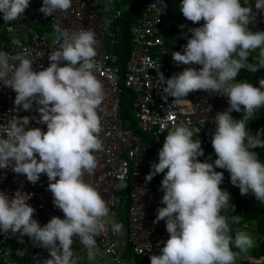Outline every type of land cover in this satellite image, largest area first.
I'll return each instance as SVG.
<instances>
[{
    "label": "clouds",
    "instance_id": "clouds-1",
    "mask_svg": "<svg viewBox=\"0 0 264 264\" xmlns=\"http://www.w3.org/2000/svg\"><path fill=\"white\" fill-rule=\"evenodd\" d=\"M29 4L30 0H0L4 22L23 16ZM71 5L72 0H43L39 11L52 16ZM180 11L187 21L204 23L189 27L190 35L182 32L187 43L182 51L172 53L174 62L188 67L166 79L156 65L163 99L171 96L180 103L190 93L203 90L226 96L229 106L212 118L214 161L210 156L198 159L204 149L200 139H193L205 122L199 128L181 123L167 132L158 162L150 166L146 182L164 174L163 206L157 208L153 223L164 220L169 233L163 247L158 242L159 254L150 256V264H236L240 254L254 246V239L246 231H236L233 237L230 223H239L240 216L222 214L234 205L231 194L220 187L224 173L216 169L229 172L231 184L242 196L251 194L264 203V162L255 151L264 148V128L255 134L248 128L256 110L264 107V78L259 87L236 79L242 69L255 73L264 68V30L249 27L257 13L264 12V0H255L254 8L241 0H181ZM179 27L183 30L185 25ZM55 32L50 63L41 70L34 69L27 53L12 56L0 51V82L16 92L18 108H35L40 114L0 124V169L10 168L33 184L46 174L53 204L64 217L52 216L41 226L28 203L32 194L17 191L10 197L0 191V232L19 234L21 243L27 236L33 245L47 249L49 258L42 264H79L72 247L74 237L85 246L88 260L94 261L99 252L96 237L108 225L119 235L123 225L115 221L98 189L85 180V174L92 175L97 167L95 153L103 151L104 85L95 74L96 33L69 31L59 25ZM253 53L254 62H249ZM233 111L242 112V117L234 118ZM33 119L46 125V130L29 127ZM24 254L17 250V255Z\"/></svg>",
    "mask_w": 264,
    "mask_h": 264
},
{
    "label": "built area",
    "instance_id": "built-area-1",
    "mask_svg": "<svg viewBox=\"0 0 264 264\" xmlns=\"http://www.w3.org/2000/svg\"><path fill=\"white\" fill-rule=\"evenodd\" d=\"M163 2L164 0H147L142 13L131 24L132 47L122 68L118 64V56L108 46L119 31L115 24L121 16V0H72V5L67 11L58 10L52 16H45L39 11L43 0H30L23 16L6 24V40L3 41L0 37V41L6 44L2 49L4 52L12 56L17 53L29 54L35 62L34 69L38 71L50 63L48 55L55 48L56 25L69 31L92 29L96 33L98 45L95 74L104 85V100L100 112L103 151L95 153L97 167L92 175L85 174V180L102 194L115 221L123 225L124 241L130 246L132 253L142 257L146 264H150L152 254H159L158 242L160 245L169 237V233L166 231L164 220L153 223L157 208L163 206L160 203V186L153 180H145L144 169L150 171L151 164L158 162V158L153 154L151 146H148L135 130L150 134L153 142L159 145L167 132L175 126L184 123L199 128L205 122L199 133L201 137L198 138L204 145V135L212 136L215 130L212 118L229 106L226 96L209 94L203 90L190 93L180 103L173 101L171 96L167 100L163 99V82L159 79L156 65L159 63V72H162L166 79L188 67L174 62L172 52L164 39L166 24ZM254 5L255 0L251 6L254 8ZM160 10L163 11L158 17ZM177 22L175 30L170 31L168 44L180 47L182 51V46L187 43L182 32L187 33L188 28L194 27L195 24L184 18L180 4ZM181 24L185 25L183 30L179 27ZM263 24L264 12H258L254 24L249 27L252 31L262 30ZM179 36L184 43L180 42ZM123 89L131 91L132 115L136 120L134 127H130L121 117ZM15 96V91L0 82V124L6 123L10 118L39 117L40 114L35 108L28 111L22 107L18 108L14 103ZM260 112H264V107L256 110V118L253 121L260 118ZM32 126L46 130V125L37 123L35 119L30 121L29 127ZM48 183L46 174H42L39 181L33 184L26 176L16 174L10 168L0 169V191L10 197L17 191L32 194L28 203L35 208L33 218L37 219L41 226L52 216L64 217L62 210L53 204ZM122 184L128 186L121 187ZM119 235L114 234L108 225L107 229L96 237L106 259L105 262L97 261L92 264H145L142 260L125 259L126 245H119ZM24 238L31 247L30 264H42L43 260L49 258L47 249L33 245L27 236ZM73 239L75 255L85 256V246L80 244L78 238ZM21 247L19 234L0 233V264H23L19 260L20 257L14 254L17 248Z\"/></svg>",
    "mask_w": 264,
    "mask_h": 264
},
{
    "label": "trees",
    "instance_id": "trees-1",
    "mask_svg": "<svg viewBox=\"0 0 264 264\" xmlns=\"http://www.w3.org/2000/svg\"><path fill=\"white\" fill-rule=\"evenodd\" d=\"M147 0H121V16L116 20L117 27L119 28V31L117 32V37L112 39L108 46L110 47V50L114 52L118 56V64L122 67H124V62L126 61L130 49L132 47V41L130 36V26L131 24L136 20L138 15L142 13L143 8L145 6ZM181 2V0H178ZM179 2V3H180ZM253 0L250 1L249 5H252ZM163 7L166 8L165 3L163 2ZM3 20V14L1 13V21ZM4 21V20H3ZM170 21L167 18V23L165 27L164 32V39L167 42V45L169 47V50L173 53L176 51H181L180 47L171 46L168 44L169 38H170V31L175 30V27L178 22H168ZM204 22L203 20L200 21L198 24H195L194 27L202 25ZM252 55V54H251ZM251 55L249 56V62H251ZM260 70V69H259ZM259 70L255 73H250L247 69H242L241 72L238 74L237 79L238 80H248L250 82V77L255 76L257 77ZM253 74V75H252ZM260 81V79H256V86L259 87V84H257V81ZM132 100H131V91L129 89H123L122 93V104H121V117L125 123H127L130 127H134L136 124V120L134 116L132 115ZM248 128L249 130L255 134V132L258 129L264 128V112H260V118H257L255 121L248 122ZM135 133L141 136L142 140L148 145L151 146L152 152L155 155L156 158H158V152L163 146L165 137L163 138V142L161 144H155L153 142V139L151 138L150 134H147L145 132H142L141 130L137 129L135 130ZM199 138L201 137L200 134L194 135L193 138ZM206 143L203 145L201 144L202 148L204 149V156L198 157L201 161L205 160L209 156L211 157V161H214L216 159V154L214 152V149L211 144V136L210 135H204ZM257 151L259 158L261 162H264V148H257L255 149ZM217 171H222L224 173V181L220 185L222 189H226L231 194V203L234 206H230L226 211H224L222 214L227 215L229 218L232 216H240V222L239 223H230V228H234L237 231H240L244 229L245 227H248L251 225V222L256 220L259 221V217L261 216L264 219V203H261L255 199V197L251 194L242 196L240 194V190L238 187L233 186L230 182V174L227 170L224 169H216ZM145 174L147 175L149 173L148 169H144ZM163 173L157 174L153 177V181L156 182L160 186L161 181L163 179ZM259 204L263 205V209H260L259 211L256 209L257 205ZM123 221H125L123 219ZM125 259L130 260L132 257L137 260H143L142 257L136 256L132 253L131 248L128 244H126L125 248ZM127 253V254H126Z\"/></svg>",
    "mask_w": 264,
    "mask_h": 264
},
{
    "label": "crops",
    "instance_id": "crops-1",
    "mask_svg": "<svg viewBox=\"0 0 264 264\" xmlns=\"http://www.w3.org/2000/svg\"><path fill=\"white\" fill-rule=\"evenodd\" d=\"M250 1L251 0H241V3H242V5H245V4L249 5ZM179 2L180 1H178V0H164L165 6H166V8L164 9L165 24H168L167 23V18L170 20L168 22H175V23L177 22L179 4L181 3V2L180 3ZM2 22H3V20L1 21V13H0V28H1ZM177 25H178V23H177ZM166 26H168V25H166ZM262 30H264V24H263ZM179 40H180V42L184 43V40L182 39L181 36H179ZM4 47L5 46H3V44L1 45V41H0L1 50ZM258 51H259V49H257V52ZM254 55H255V53H253L251 55V58H250L251 62H254L253 61V56ZM250 73H253V72H250ZM262 78H264V68H260L257 77H255V76H251L250 77V83H252L254 86H256V84H255L256 79H262ZM257 84H259V80L257 81ZM242 115H243V113H235V112L232 113V116L234 118H236V119H240L242 117ZM251 121H253V119ZM193 139H198V138L195 137ZM231 229H232V235L234 237L235 236V232L237 230H235L234 228H231ZM240 231H246L247 233H249L253 237L254 246L252 248H250L246 253L240 254V256L236 260V264H264V235L260 232V229L258 227L256 229L255 224L252 223L250 226L245 227L244 229H242ZM167 239L168 238H165L162 241V243L159 245V247H163V243ZM119 245L121 247H124L126 245V242L124 241V229L122 230V232L119 235ZM21 246L22 247L21 248H17V250L18 249L19 250H24L25 254L23 256L18 255V258L20 257L19 260L23 264H30L29 262L32 260L31 252H30L31 251V247H30V244L28 243L26 238L23 239V243H21ZM159 247L157 248L158 253H159ZM259 247H260V249H259ZM13 248L16 249L15 246ZM17 250L16 251L13 250V251H15L14 252L15 255L17 254ZM234 251H238V250L234 249ZM124 253H125V251H124ZM77 257L79 258V264H92L93 262H97V261L105 262V259H106V256L103 254V252H102V250L100 248H99V252L97 254V257H96V259L94 261H89L88 258H87V254L85 256H83V257H80V256H77ZM136 260L137 259L132 257L129 261H136ZM142 262H144L146 264V262L144 260H142Z\"/></svg>",
    "mask_w": 264,
    "mask_h": 264
},
{
    "label": "rangeland",
    "instance_id": "rangeland-1",
    "mask_svg": "<svg viewBox=\"0 0 264 264\" xmlns=\"http://www.w3.org/2000/svg\"><path fill=\"white\" fill-rule=\"evenodd\" d=\"M5 34H6L5 33V22L3 21L1 24V28H0V37L3 39V41L6 40ZM3 41L1 42V45L3 44V46H5L6 44ZM161 194L163 196L162 191H161ZM262 206L263 205L259 204V206L257 205L256 209L259 211L260 209H263ZM259 219H260L259 221H256V220L252 221L251 224L252 223L255 224L256 229L258 227L260 229V232L264 235V219L261 216L259 217ZM0 233H2V232H0ZM259 249H260V247H259Z\"/></svg>",
    "mask_w": 264,
    "mask_h": 264
}]
</instances>
